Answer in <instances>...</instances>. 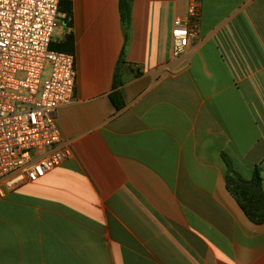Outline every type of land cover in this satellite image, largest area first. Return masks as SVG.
Returning <instances> with one entry per match:
<instances>
[{
    "label": "crops",
    "instance_id": "0c3cea01",
    "mask_svg": "<svg viewBox=\"0 0 264 264\" xmlns=\"http://www.w3.org/2000/svg\"><path fill=\"white\" fill-rule=\"evenodd\" d=\"M187 6L132 0L124 26L119 0H60L76 81L55 121L71 157L7 190L0 264H264V224L225 182L264 159V0H201L174 57Z\"/></svg>",
    "mask_w": 264,
    "mask_h": 264
},
{
    "label": "built area",
    "instance_id": "2783aa9c",
    "mask_svg": "<svg viewBox=\"0 0 264 264\" xmlns=\"http://www.w3.org/2000/svg\"><path fill=\"white\" fill-rule=\"evenodd\" d=\"M200 1L188 0L186 19L173 22L174 57L195 34ZM59 2L0 0V201L71 157L55 121L57 109L72 101L76 81L74 55L50 49Z\"/></svg>",
    "mask_w": 264,
    "mask_h": 264
},
{
    "label": "trees",
    "instance_id": "16d2710c",
    "mask_svg": "<svg viewBox=\"0 0 264 264\" xmlns=\"http://www.w3.org/2000/svg\"><path fill=\"white\" fill-rule=\"evenodd\" d=\"M132 0H119L120 19L124 26L129 24L130 5ZM60 13L64 9H59ZM65 13L69 16L70 10L65 9ZM73 42L70 36L66 37L63 42H51L50 49L59 52L73 53ZM121 81L115 76L113 83V91L109 95V99L116 110L123 107L122 96L119 91ZM264 159L254 165L252 177L250 180H244L236 175L228 165L225 176L226 187L234 197L239 207L243 211L248 220L254 224H264V193L262 190V181L264 178Z\"/></svg>",
    "mask_w": 264,
    "mask_h": 264
},
{
    "label": "rangeland",
    "instance_id": "374dc122",
    "mask_svg": "<svg viewBox=\"0 0 264 264\" xmlns=\"http://www.w3.org/2000/svg\"><path fill=\"white\" fill-rule=\"evenodd\" d=\"M59 18V17H58ZM58 30H57V28H55V30H54V32H53V35H52V42H57L56 40H55V38H56V32H57ZM47 72H48V69H46L45 71H44V76H46V74H47Z\"/></svg>",
    "mask_w": 264,
    "mask_h": 264
},
{
    "label": "water",
    "instance_id": "95a60500",
    "mask_svg": "<svg viewBox=\"0 0 264 264\" xmlns=\"http://www.w3.org/2000/svg\"><path fill=\"white\" fill-rule=\"evenodd\" d=\"M263 166H264V162H263Z\"/></svg>",
    "mask_w": 264,
    "mask_h": 264
}]
</instances>
